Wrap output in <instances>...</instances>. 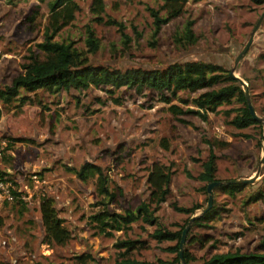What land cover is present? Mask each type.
<instances>
[{"label": "rangeland", "instance_id": "rangeland-1", "mask_svg": "<svg viewBox=\"0 0 264 264\" xmlns=\"http://www.w3.org/2000/svg\"><path fill=\"white\" fill-rule=\"evenodd\" d=\"M47 1L0 0V88L21 72L28 49L38 52L35 44L49 21ZM73 2L72 19L53 40L70 42L89 64L121 71L162 68L186 60L216 63L229 70L264 10V1L188 0L181 13L161 24L153 35L149 9L165 16L160 0H102L99 15L90 10L92 0ZM186 21L191 22L194 40L176 45L173 35ZM87 29L96 40L93 53L84 44ZM263 72L264 17L234 67V74L247 85L256 115L264 119ZM105 88L89 85L53 93L20 91L9 104L0 102V178L33 191L25 204L0 197V264L71 263L79 254H86L87 262L96 264H112L121 254L139 260H171L175 254L166 248L175 241L156 242L150 233L156 227L183 228L187 218L205 207V183L195 176L209 147L216 156L214 180L248 178L259 167L258 176L232 193L213 188L211 207L216 212L198 225L191 222L183 250L192 256L191 264L214 253L259 251L264 235V126L236 129L228 124L234 115L229 110L241 105L235 98L218 105L214 112L207 111L202 120L191 113L173 116L168 104L150 89L136 92L120 87L111 95L120 100L115 104ZM203 90L177 92L176 97L190 99ZM20 96H25L22 102ZM170 103L193 109L176 98ZM83 162L101 168L112 200L96 193L94 178L80 181L75 177L72 169ZM154 162L170 171L169 192L157 205L149 198L146 182ZM257 193L260 197L249 199ZM41 198L51 199L69 231L63 245L41 241ZM141 203L148 205L154 223L138 219L128 229L105 233L107 230L99 231L89 218L102 209L123 212ZM172 204L199 208L188 217ZM128 239L143 243L124 252L117 244Z\"/></svg>", "mask_w": 264, "mask_h": 264}, {"label": "trees", "instance_id": "trees-1", "mask_svg": "<svg viewBox=\"0 0 264 264\" xmlns=\"http://www.w3.org/2000/svg\"><path fill=\"white\" fill-rule=\"evenodd\" d=\"M160 1L165 16L159 17L155 10L149 9L154 25L153 35L156 34L161 24L178 16L188 0ZM254 1L261 3L264 0ZM46 6L49 12V21L42 32V39L35 44L38 52L33 53L28 49L26 61L20 64L21 72L12 77L9 84L0 88V102L3 105H7L11 100L16 99L20 95V91L34 92L37 89H44L53 93L59 90L67 91L70 88L86 89L89 85L95 87L105 86V92L108 93V97L113 103L119 104V98L111 96L116 89L120 87L133 88L136 92H140L145 88L157 92L159 100L168 104L167 109L173 116L191 113L202 120H206L207 111L214 112L218 105L227 103L231 98H235L241 105L229 110L234 112V115L228 121V124L236 129L261 125V123L253 120L250 116L240 84L231 78L228 70L222 66L211 62L186 60L184 62H170L162 68L142 69L138 67L121 71L118 68L112 69L89 64L86 62V58L82 57L71 46L70 42L64 43L53 40L59 29L73 17L72 13L75 7L73 0H49ZM90 10L95 15H99L103 10L102 0H92ZM190 24V21H186L180 32H176L173 35V42L176 45L192 43L194 36ZM86 34L85 47H87L88 52L93 53L97 48L96 40L90 29L86 30ZM120 35L126 40V36L123 33H120ZM262 83L264 87V72ZM199 89L204 90L190 99L176 97L177 92H194ZM24 98L25 96H20V102ZM175 98L182 104L189 103L193 109H182L180 106L170 103ZM177 121L187 124L181 118H177ZM242 136L248 137L245 134H242ZM215 159L216 156L211 147H209L205 159L200 162V171L195 176L196 180L205 183L203 189H205L208 182L214 180ZM72 172L80 181L94 178L96 193L107 196L110 200L113 199V194L108 192L106 188V176L99 166L90 162H83L77 169H72ZM169 181L170 171L167 167L155 162L150 164L146 182L149 186V198L155 205L164 201L165 196L169 192ZM245 185L247 184L235 183L220 185L219 188L232 193L242 189ZM260 195V193L253 194L249 199H257ZM172 208L177 212L187 214L189 217L199 206L180 207L172 204ZM38 210L42 229L41 241L50 246L63 245L69 239V231L63 226L61 219L57 216L51 199L41 198L38 203ZM215 212V207L209 208L206 212L197 216L192 221V224L198 225L197 223L209 219ZM89 218L97 223L99 231L107 230L105 233L128 229L130 224L138 219L146 223L155 222V218L151 216V212L148 210V205L144 203L139 204L134 210L126 209L123 212L102 209L93 213ZM181 229L182 226L174 231L156 227L150 233V237L156 242L162 240L175 241L172 246L166 248L167 251L175 254L171 260L161 258H156L152 261L139 260L121 254L122 256L112 264H180L177 245ZM142 243L138 240L128 239L118 242L117 247H122L124 252H127L135 249L137 244ZM259 249V251L254 252H239L235 250L234 252L214 253L195 264H264V235L259 241ZM87 258L86 254H79L74 256V262L71 263L36 261L25 264H96L88 263ZM182 259L183 264H191L193 260L187 250L182 251Z\"/></svg>", "mask_w": 264, "mask_h": 264}, {"label": "water", "instance_id": "water-1", "mask_svg": "<svg viewBox=\"0 0 264 264\" xmlns=\"http://www.w3.org/2000/svg\"><path fill=\"white\" fill-rule=\"evenodd\" d=\"M264 17V10L261 12V14L259 15L257 21L255 22L250 36L248 38V40L245 42V44L243 45V47L241 48V50L236 54L234 60H233V66L228 70V74L231 78L235 79L236 81H238V83L241 86V89L243 91L244 94V99H245V103H246V107L247 110L250 114V116L252 117L253 120L261 123L264 126V119L259 117L258 115H256L250 101H249V97H248V91H247V85L244 83L243 80H241L239 77H237L234 74V67L237 63V61L240 59V57L242 56V54L246 51L251 39H252V35L254 33V31L257 29L260 21L262 20V18ZM263 161V158L260 160V162ZM258 172H259V167L255 170L254 174L251 177L248 178H239V179H228V180H224V181H217V180H212L210 182H208L206 184L205 187V191L207 193V198H206V205L203 209L200 210L199 214L196 215H192L187 219L186 224L184 225V227L181 229L180 231V237H179V241H178V258H179V262L180 264H183V259H182V250H183V245H184V241H185V235L186 232L188 230L189 225L191 224V222L199 215H201L202 213L206 212L212 205V189L220 186V185H228V184H235V183H242V184H248V183H252L255 178L258 176Z\"/></svg>", "mask_w": 264, "mask_h": 264}, {"label": "built area", "instance_id": "built-area-1", "mask_svg": "<svg viewBox=\"0 0 264 264\" xmlns=\"http://www.w3.org/2000/svg\"><path fill=\"white\" fill-rule=\"evenodd\" d=\"M34 182L37 183V180H34ZM32 194L33 191H30L28 186L24 185L22 186V188H17L13 184L5 180L4 177L0 178V197L5 201H21L24 203H29Z\"/></svg>", "mask_w": 264, "mask_h": 264}]
</instances>
